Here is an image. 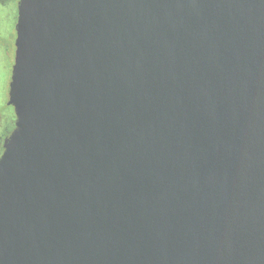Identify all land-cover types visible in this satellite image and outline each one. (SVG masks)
Here are the masks:
<instances>
[{"label": "water", "instance_id": "water-1", "mask_svg": "<svg viewBox=\"0 0 264 264\" xmlns=\"http://www.w3.org/2000/svg\"><path fill=\"white\" fill-rule=\"evenodd\" d=\"M0 264H264V0H19Z\"/></svg>", "mask_w": 264, "mask_h": 264}, {"label": "flooded vegetation", "instance_id": "flooded-vegetation-1", "mask_svg": "<svg viewBox=\"0 0 264 264\" xmlns=\"http://www.w3.org/2000/svg\"><path fill=\"white\" fill-rule=\"evenodd\" d=\"M18 3L19 0H0V8L4 5L8 8L11 4L14 7L8 11L10 15V22L8 23L10 31H8V34L3 33V30L0 28V156L5 140L9 137L15 126V114L12 106L8 104V89L11 78V65H9L10 61L8 59L11 60L12 55V41L14 40L15 26L17 24ZM5 13L7 14V12ZM9 40H11V43H9Z\"/></svg>", "mask_w": 264, "mask_h": 264}, {"label": "rangeland", "instance_id": "rangeland-1", "mask_svg": "<svg viewBox=\"0 0 264 264\" xmlns=\"http://www.w3.org/2000/svg\"><path fill=\"white\" fill-rule=\"evenodd\" d=\"M13 7V4H11L8 8H6V6L4 5L2 8H0V28L3 30V33H7L8 31H10L9 27H8V23L10 22L9 20V13L8 11L11 10ZM14 8V7H13ZM8 9V10H7ZM7 10V11H6ZM7 12V14L5 13ZM10 34V33H9ZM9 43H11V40H9ZM14 43V40L12 41V45ZM11 60L8 59V61H10L9 65H11L12 63V58H13V48H12V53H11Z\"/></svg>", "mask_w": 264, "mask_h": 264}]
</instances>
